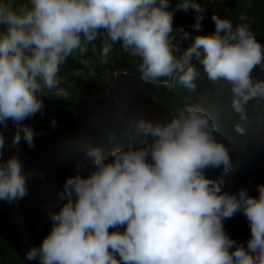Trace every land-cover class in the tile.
I'll use <instances>...</instances> for the list:
<instances>
[{"label": "clouds", "instance_id": "clouds-1", "mask_svg": "<svg viewBox=\"0 0 264 264\" xmlns=\"http://www.w3.org/2000/svg\"><path fill=\"white\" fill-rule=\"evenodd\" d=\"M172 3L193 10L195 36L188 44L173 27L186 15L168 11ZM237 3L232 17L208 11L203 31L196 0H29L19 10L0 0V124L19 125L13 144L22 132L34 147L33 130L22 122L43 111L38 94L58 86L60 65L74 52L84 54L100 29L103 57L119 43L139 58L144 84L175 92L177 81L186 94L184 107L166 122L139 119L142 135L126 128L125 143L107 161L99 146L87 148L91 170L66 179L65 203L51 215V230L29 250V260L264 264V184L257 197L248 195L247 166L230 159L242 152L264 163V41L252 32L264 23V0ZM256 66L258 81L251 75ZM3 144L0 134V149ZM22 167L15 156L0 162V200L12 203L28 194ZM212 174L230 176L228 193ZM224 226L249 232L246 247Z\"/></svg>", "mask_w": 264, "mask_h": 264}, {"label": "trees", "instance_id": "trees-1", "mask_svg": "<svg viewBox=\"0 0 264 264\" xmlns=\"http://www.w3.org/2000/svg\"><path fill=\"white\" fill-rule=\"evenodd\" d=\"M196 1L200 2L203 9V17L199 22V28L203 31L207 25L208 11L232 17L234 8L238 9L240 4L237 3L239 0ZM28 2L29 0H12L10 3L14 9L19 10ZM252 6L255 7V4ZM168 7L170 8L167 10L175 16L186 15V18L174 21L173 27L177 30V39H183L188 44L187 40L192 41L191 38L195 36L193 10L177 9L175 3ZM209 22L215 28L211 19ZM3 30L4 26H0V31ZM252 32L259 44L264 41V23L256 24ZM185 33L188 34L187 38ZM104 36L103 29L98 30L96 40L87 45L91 54L79 53L80 58L73 57V54L69 56L60 65L58 86L51 91L43 89L38 94L44 105L43 111L22 122L33 130L34 147H28L22 132L21 141L13 144L19 125L11 120L7 121L6 126L0 124V134L4 137L0 162L13 156L19 158L28 189L26 196L12 203L0 200V264H40L37 259L29 260L27 253L50 232L51 215L58 212L65 203L66 179L77 173L87 176L91 170L92 163L86 156L88 147L102 148L107 161L112 149L125 143L123 137L126 128L131 127L139 132V119L163 123L184 107L185 89L177 81L175 92L147 82L138 89L137 84L141 79L139 58L129 56L119 43L112 45L107 58L103 57L102 47L106 42ZM89 64L91 68L83 80L80 79L78 84L68 81L70 75L83 71ZM251 75L258 81L257 66ZM110 84H113L112 88L106 91ZM63 90L66 91L65 95L61 94ZM202 92L206 94L204 88ZM41 93L44 94L41 96ZM193 94L208 103L202 94ZM92 95L97 97L86 104L85 98ZM218 111L224 113L222 109ZM53 120L56 122L55 127L52 125ZM244 157V153L237 152L230 159L247 166L244 176L249 178L244 189L248 195L257 197L258 185L264 184V163L254 164ZM211 179L220 182L222 191L228 193L226 187L231 186L229 175L220 178L219 175L212 174ZM240 216L242 217V213ZM233 218L234 225L242 222L237 214ZM224 230L231 239L238 244L244 242L246 247L249 232L231 226H224Z\"/></svg>", "mask_w": 264, "mask_h": 264}, {"label": "rangeland", "instance_id": "rangeland-1", "mask_svg": "<svg viewBox=\"0 0 264 264\" xmlns=\"http://www.w3.org/2000/svg\"><path fill=\"white\" fill-rule=\"evenodd\" d=\"M10 2H12V0H10ZM28 5H29V2H28L27 4H25L23 7H26V6H28ZM23 7H22V8H23ZM92 50H93V49H92ZM86 54H91V51H88V50H87V51L84 53V55H86ZM73 57H75V58H80V56H79V52H74V53H73ZM89 68H91V67L88 66V68H85L83 71H77V72L73 73L72 75L69 76V80H68V81H69L71 84H78V83H79V80H80V79L83 80V78L87 75V72H88ZM143 84H144V81L141 80V79H139L138 86H142ZM109 87H111V86H109ZM61 90H62V89H61ZM63 93L66 94V91L63 90ZM43 94H44V93H41L40 95L42 96ZM95 97H97V96L92 95L91 97H86V98H85V100H86V104H88V101L93 100ZM38 263H40L39 260H38Z\"/></svg>", "mask_w": 264, "mask_h": 264}]
</instances>
